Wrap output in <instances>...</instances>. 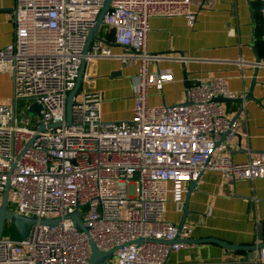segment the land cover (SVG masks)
I'll list each match as a JSON object with an SVG mask.
<instances>
[{
	"label": "built area",
	"instance_id": "obj_1",
	"mask_svg": "<svg viewBox=\"0 0 264 264\" xmlns=\"http://www.w3.org/2000/svg\"><path fill=\"white\" fill-rule=\"evenodd\" d=\"M104 2L14 0V36L0 48V73L12 83L13 102L0 104V199L9 182L12 211L59 221L34 224L25 239L2 235L0 264H87L90 240L100 251L114 249L107 264H165L170 252L187 246L183 240L191 234L189 227L163 218L169 196L183 204L188 184L204 172H217L227 182L264 178V152L244 162L227 153L240 122L214 100L236 97L224 77L193 80L182 103L147 104L149 89L161 90L173 80L170 73L149 69L151 62L170 59L148 51L149 19L179 16L193 27L197 11L212 9L215 0H111L101 24L122 50L92 40L83 53ZM82 59L84 67L98 60L137 66L130 119L104 121L100 92L77 91L71 124L65 125L66 97ZM177 59L184 62L185 56ZM19 100L27 104L17 111ZM33 102L41 107L39 115L28 112ZM56 122L61 125L47 127ZM75 210L87 232L65 218ZM139 238L140 244L133 243ZM176 238L182 241L170 243ZM245 260L261 264L264 248Z\"/></svg>",
	"mask_w": 264,
	"mask_h": 264
},
{
	"label": "crops",
	"instance_id": "obj_2",
	"mask_svg": "<svg viewBox=\"0 0 264 264\" xmlns=\"http://www.w3.org/2000/svg\"><path fill=\"white\" fill-rule=\"evenodd\" d=\"M261 4L260 0H215L212 9L205 6L197 9L193 27L187 26L179 16H153L148 21V51L170 58L151 62L149 69L170 73L173 78L161 90H148L150 106L174 105L185 100L187 88L182 65L190 82L222 76L228 88L235 92V98L244 97L252 79L255 55L259 57L263 65L258 67L252 92L258 100L238 102L232 98L220 102L230 119L242 107L236 118L240 122L239 139L234 136L228 142L232 154L227 153L235 162H244L264 152V11L252 12ZM13 6L14 0H0V8ZM97 35L110 44L113 52L122 50L113 42L108 26L101 24ZM13 36L12 13L2 10L0 48L10 43ZM180 56H185L184 62L178 61ZM238 59L243 60L242 66L235 63ZM136 73V65L122 68L117 60L90 62L83 68L78 92H100L104 121L128 120L132 117V84ZM7 77L0 73V82ZM8 80L12 91L9 77ZM185 196L186 193L183 201ZM187 199L184 226L191 229L188 239L199 241L170 252L165 264H249L245 260L249 258L248 251H231L204 240L215 238L230 244L255 245L260 233L264 235V178L227 182L217 172H204ZM183 207L184 202L175 204L169 196L163 218L178 224Z\"/></svg>",
	"mask_w": 264,
	"mask_h": 264
},
{
	"label": "water",
	"instance_id": "obj_3",
	"mask_svg": "<svg viewBox=\"0 0 264 264\" xmlns=\"http://www.w3.org/2000/svg\"><path fill=\"white\" fill-rule=\"evenodd\" d=\"M110 2H111V0H105L102 8L100 9V11L97 15L96 21L94 23V26L91 28V30L88 33V36H87V39H86V42L84 45L83 53L87 52L89 44L92 40H100V41L106 42L105 40H103L101 37H99L97 35V32L101 26L103 14L109 8ZM263 9H264V5L261 4L258 8H255L252 12L262 11ZM2 10H8L9 12L13 13L14 8H7V9L0 8V11H2ZM106 43H108V42H106ZM259 61H260L259 57L257 55H255V62L258 63ZM83 68H84V60L82 59L80 62L78 75L75 79L74 87L70 90V92L67 94V97H66V106H65V125L66 126H69L71 124V106H72L73 101H74V95L77 93L79 86H80V82L82 81ZM257 72H258V67L254 66L252 79H251L247 94L244 97L234 98V100H236L238 102H243L245 100H258L252 94L255 83H256ZM182 76H183L185 87L186 88L190 87L191 82L187 78V72H186L184 65H182ZM214 100L217 102H223V101L229 100V98L216 97ZM40 108L41 107L39 104H37L36 102H33L29 105L28 112L29 113H36L39 115ZM241 110H242V107H240V109L238 110L236 115L233 117V119H236L239 116ZM60 125L61 124L59 122H56V123L48 124L47 127L55 128V127H58ZM42 129H43V125H40L37 130L41 131ZM227 134H228V132L222 133L219 141L224 142ZM36 135L37 134H34V136L25 144V148H27L34 141V139L36 138ZM235 136L239 139V134H236ZM217 144H218V142L216 143V145ZM226 150L230 153V155L232 154V149L230 148L229 145L226 146ZM12 165H14V164H12ZM234 181L235 180H233V182ZM195 184H196V181L191 182V184H190V186L186 192L185 200L183 201L184 202L183 214H182L180 222L177 224V226L179 228H181L184 225L185 217H186L187 212H188V210H187V200L188 199L187 198L189 195V191L193 188V186ZM8 189H9V182H7V184L4 188V191L2 193L1 199H0V238L3 235V231H4L6 223H10L13 225V227L15 228L17 235L20 239L27 238L29 233H30L31 227L36 223H39L42 225H55V224H57V222L59 221L58 217L37 220L36 218L26 217V216L18 214L17 212L12 211L7 206ZM65 218L71 219V221L73 222V224L76 228H78L84 232H87L88 229H87V227H85L82 224L78 210H75L74 212L67 214V216H65ZM259 239L261 240V242L258 245H252V246L230 244V243H227V242L215 239V238H209V240H204V241L215 242V243L220 244L221 246H223V247H225L231 251H248V257L252 258L253 251L255 249L264 248V235H262L260 233ZM147 240L152 241L150 239H147ZM142 241H143V239L139 238V239L134 240L133 243L138 245ZM180 241H182V240L179 238H176L173 241H171L170 243L180 242ZM183 241L188 244V243H193V242H196L199 240L185 239ZM89 244H90V248H91V254H90V257L88 259L87 264H104V262L106 260L111 258L112 252L114 251V249H111L108 251H100L96 248V246L92 240L89 241Z\"/></svg>",
	"mask_w": 264,
	"mask_h": 264
},
{
	"label": "rangeland",
	"instance_id": "obj_4",
	"mask_svg": "<svg viewBox=\"0 0 264 264\" xmlns=\"http://www.w3.org/2000/svg\"><path fill=\"white\" fill-rule=\"evenodd\" d=\"M12 91H11V84H9L8 77L6 80H3L0 82V104L1 105H7L12 104ZM27 102L25 100H19L16 103V110L20 111L25 108ZM9 208H12L10 205ZM8 223H6L5 227H7ZM107 261V260H106ZM104 262V264H107V262Z\"/></svg>",
	"mask_w": 264,
	"mask_h": 264
},
{
	"label": "trees",
	"instance_id": "obj_5",
	"mask_svg": "<svg viewBox=\"0 0 264 264\" xmlns=\"http://www.w3.org/2000/svg\"><path fill=\"white\" fill-rule=\"evenodd\" d=\"M3 235H6L12 238H19L15 228L10 223H8L7 227L4 228Z\"/></svg>",
	"mask_w": 264,
	"mask_h": 264
}]
</instances>
